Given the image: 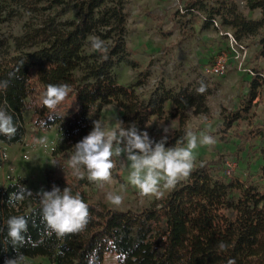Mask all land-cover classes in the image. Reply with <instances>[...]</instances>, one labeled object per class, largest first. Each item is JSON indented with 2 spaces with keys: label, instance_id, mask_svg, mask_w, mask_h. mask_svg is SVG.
I'll list each match as a JSON object with an SVG mask.
<instances>
[{
  "label": "trees",
  "instance_id": "16d2710c",
  "mask_svg": "<svg viewBox=\"0 0 264 264\" xmlns=\"http://www.w3.org/2000/svg\"><path fill=\"white\" fill-rule=\"evenodd\" d=\"M239 2L249 11L258 9L259 17L244 15ZM126 4L127 0H0V22L9 19L15 8L37 13L27 18L20 34L10 40L0 38V107L13 116L18 128L12 139L0 135V143L10 146L22 141L25 111L31 112L38 129L55 126L59 137L51 153L53 168L45 171V191L54 185L61 190L68 187L81 196L90 213L83 230L57 236L42 218L40 193L32 191L24 178L10 181L0 188V264L39 256L49 264H105L108 253L114 254L112 264H264V184L218 176L213 162H206L194 165L190 176L157 203L122 210L93 201L83 189L92 183L86 170L81 169L84 178H79L69 166L74 145L89 134L95 120L101 122L104 104L116 102L124 126L135 123L154 141L161 140L164 126L176 120L178 126L170 128L166 148L181 146L177 141L185 145L182 125L189 110L205 115L210 111L203 87L157 86L140 99L135 88L143 80L127 86L117 81L119 63L135 65L124 40ZM184 9L200 13L204 26L217 22L228 27L236 40L257 37L247 93L213 132L225 133L246 116L264 88V0H185ZM93 38L104 42L107 59L91 47ZM49 84L71 87L55 113L41 103ZM233 135L238 138L237 149L243 150L246 142L264 138V127L251 125ZM113 160L120 168L122 160ZM259 172L264 180V164ZM22 185L32 195L14 206L9 204L10 194ZM21 215L28 219V231L24 244L14 248L7 221Z\"/></svg>",
  "mask_w": 264,
  "mask_h": 264
},
{
  "label": "rangeland",
  "instance_id": "374dc122",
  "mask_svg": "<svg viewBox=\"0 0 264 264\" xmlns=\"http://www.w3.org/2000/svg\"><path fill=\"white\" fill-rule=\"evenodd\" d=\"M184 2L185 0H127L124 40L135 65L119 63L115 68L117 81L127 86L143 80L135 88L140 99H146L157 86L173 90L187 86L203 87L208 92L206 103L210 111L205 115L193 114L189 110V118L182 129L186 134L191 132L198 138L204 134L212 135L216 142L211 146L198 145L194 149V165L213 162V170L218 176L262 185L264 180L260 179L259 167L264 164V138L256 137L246 142L243 150H239L238 138L233 132H241L256 124L264 127V88L259 90L246 116L239 123L233 122L225 133H213L217 125L223 122L224 116L237 108L247 91L246 83L252 75L254 55L258 48L257 37L248 36L238 40L246 51L239 65L233 60L237 48L230 45L226 34L230 32L233 35L232 30L215 24L204 26L203 16L197 12H186ZM238 4L247 17H259L258 9L249 11L242 2ZM13 13L9 19L0 22V38L10 40L11 36L20 34L27 18L31 15L34 18L37 14L24 8H15ZM220 57L227 59L228 68L224 74L211 77L206 70ZM169 108L170 104L167 103L165 110L168 111ZM121 116L122 109L116 102L104 104L99 112L101 123L108 128L119 127ZM153 121L154 119L151 123ZM159 124L164 126L161 120ZM24 126L25 136L21 142L10 146L0 143V188L10 181L24 178L32 191L40 193L45 191V171L53 168L51 153L59 134L55 126L48 129L34 126L30 111L24 113ZM177 126L176 120L165 125L168 131L163 137L168 138L170 128ZM221 135L223 137L220 138ZM115 158L121 159L122 164L119 168L115 163L110 181L101 185L92 182L83 187L93 201L122 210H137L157 203L168 191L162 187V195L159 197L142 196L139 189L129 182L130 168L126 157L122 155ZM109 193L120 195L122 203L112 204L107 198ZM113 260L114 254H106L105 264H112ZM19 264L49 262L45 257L39 256L24 258Z\"/></svg>",
  "mask_w": 264,
  "mask_h": 264
},
{
  "label": "clouds",
  "instance_id": "9594fccd",
  "mask_svg": "<svg viewBox=\"0 0 264 264\" xmlns=\"http://www.w3.org/2000/svg\"><path fill=\"white\" fill-rule=\"evenodd\" d=\"M91 47L104 53L107 59V49L99 38H93ZM71 92L68 84H49L42 94V105L50 112L55 113L57 107L65 101ZM93 128L81 141L74 145V153L69 159V166L74 175L84 178L85 169L87 179L101 185L112 178V169L115 167L113 157H126L128 162L129 182L139 189L142 196L162 195L161 188L172 189L182 179H187L194 167V149L198 145L211 146L215 144V137L204 134L197 137L189 132L186 134V146L183 141H177L181 146L165 147L167 137L154 141L147 131L138 129L135 123L108 128L99 120L93 122ZM18 131L13 116L3 107H0V135L12 139ZM168 131L167 128L164 130ZM43 142V141H41ZM32 192L22 185L17 192L9 196V204L13 206L23 201ZM41 213L48 229L57 236L76 233L84 229L89 222V206L81 196L73 194L65 187L61 190L53 186L51 191L40 192ZM108 200L114 204L122 203L120 195L108 194ZM8 237L13 247L23 245L25 233L28 231V219L25 216H11L7 221ZM224 249L226 245H219ZM5 264H19V258L8 259ZM229 264H234L230 261Z\"/></svg>",
  "mask_w": 264,
  "mask_h": 264
},
{
  "label": "built area",
  "instance_id": "2783aa9c",
  "mask_svg": "<svg viewBox=\"0 0 264 264\" xmlns=\"http://www.w3.org/2000/svg\"><path fill=\"white\" fill-rule=\"evenodd\" d=\"M214 24L218 26L217 22H214ZM226 34L228 35L230 45L237 48V54L234 56L233 60L240 65L242 63L243 56L246 53L245 47L240 41L236 40L230 32H226ZM227 68V59L220 57L213 65L207 68L206 71L211 77H217L224 74Z\"/></svg>",
  "mask_w": 264,
  "mask_h": 264
},
{
  "label": "crops",
  "instance_id": "0c3cea01",
  "mask_svg": "<svg viewBox=\"0 0 264 264\" xmlns=\"http://www.w3.org/2000/svg\"><path fill=\"white\" fill-rule=\"evenodd\" d=\"M246 89H247V83H246ZM246 93H247V91H246ZM246 93H245V94H246ZM245 94H244V95H245Z\"/></svg>",
  "mask_w": 264,
  "mask_h": 264
}]
</instances>
